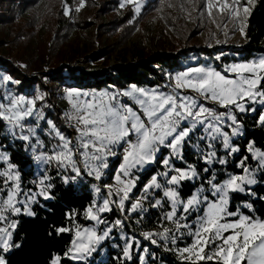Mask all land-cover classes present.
<instances>
[{
    "label": "rangeland",
    "instance_id": "1",
    "mask_svg": "<svg viewBox=\"0 0 264 264\" xmlns=\"http://www.w3.org/2000/svg\"><path fill=\"white\" fill-rule=\"evenodd\" d=\"M66 2L71 10L70 14H65V0H39L37 4L29 5V7L17 11L15 16L11 18L12 23H0V55L5 54L15 58L23 49L34 51L36 61L27 68V73L30 76L36 75L39 78H41L40 76L43 75L42 72L46 70L47 66L58 67L62 63H73L78 53L81 54V57L85 52L89 53L96 50L98 46L105 47L107 50H109L108 46H110L111 50L107 51L105 49V57L90 63V69H102L118 63L130 64L141 60L145 55L159 56L161 54V56L167 55L173 58H166L162 63H159V61L155 62V65L162 72L161 81L155 85L133 83L125 87L111 85L103 88H82L70 87L60 81H48L47 77H45L43 79V87L35 84L33 89L26 88L22 90L19 84L11 81L0 83V93L10 90L14 94L23 95L28 99H35L41 94L44 95V99H37L36 103V109L43 113L44 119L37 121L32 117L26 118L23 121L26 127L22 132L18 128L14 131L10 130L7 122H5L9 143L15 149H20L26 156L30 157L33 165L29 164L26 167H21L16 164L11 157L12 149L0 144V154L7 157L6 160H0V172L7 170L9 164L14 165V170L20 174L21 192L17 197L20 203L16 205L21 208V213L7 214L9 220L0 221V228L7 227L10 221H15L17 226L18 216L26 213L25 208L33 212V206L38 199L40 197L46 199L39 194L42 191L40 180L48 177L45 183L52 185L49 189L51 198V190L55 180H64L65 176L70 178L74 175L70 168H59L54 161L45 163L44 160L36 159L37 156L52 155L53 147L60 143L59 137L55 136L54 132H51L47 121H52L61 134L71 139L73 144L76 143V130L69 126L67 119L64 117L65 112L71 111V104L66 98V89L76 88L82 92L116 94L130 90L132 85H136L145 90L157 89L167 93L171 91L170 85L174 83V79H170V77L174 78L177 74L187 71L188 68L211 67L227 76L235 77L234 73L227 71L226 66L246 63L264 57V53L259 52L251 58H243L242 53L236 52L231 48L218 49L215 47L228 44L239 46L245 43V29L251 11L245 19L242 9L248 6L252 10L255 4L247 5L246 0H240L239 2L238 7L241 9L239 17L232 16L229 11L220 13L217 9H213L212 16H209L206 10V0H193L192 3H189V0H143L139 14L135 13L133 5H126L121 8L120 4L123 0H66ZM81 2L84 3V7L76 11ZM231 2L232 0H229V3ZM241 27H244V34L239 30ZM16 35L34 37L25 47L28 42H25L22 37L19 44L11 39V36ZM95 36H98L99 41L94 45L90 40ZM6 75L11 76L14 81H19L7 71L0 70V77ZM180 91L185 94L195 95L191 90ZM88 99H91V97H88ZM118 99L120 103L139 110V106L131 98L121 95L118 96ZM200 102L205 107L212 108L218 114L228 113L229 111L211 101L201 100ZM245 107L255 108V111L239 112L235 108L231 109L232 114L236 115L237 118V124L233 126L239 127V135L232 136L231 129L228 127L232 122L227 115L222 126V131L228 132L231 136L230 143L232 148L238 149V151L223 148L221 137L218 136L215 140L210 139L209 134L204 131V127L198 125L185 139L181 149V157L173 156L171 149L160 146L153 162L147 163L143 167L138 166L132 170L131 175L136 178V186L130 193V199L125 201L121 210L117 207L119 197L113 195L110 200L116 203H110L111 211L97 213L100 220L104 221L103 223H98L86 217L85 213L90 206L95 204L99 207L105 198H109L107 195L108 189L105 188V185L116 184L115 174L119 171V165L122 163L123 147L126 145L121 144L114 149L117 155L108 158V168L103 170L100 180H96L94 176L87 174V170L80 164L81 158L77 156V163L81 167L83 174L76 180L89 183L94 197L92 204L83 213L86 223L75 225L73 239H75V231L78 227L80 229L94 228L97 235H102L106 229L111 228L108 237L99 241L95 245V251L84 261H96V259H98V262L100 260L106 261L111 255L110 251H115L116 257L120 254L125 260H136L138 264H173L166 260V257L171 252L177 257V264H182L180 263L182 261L178 258L177 250L192 243V238L187 235V229H181V232L185 234L182 237L177 235L175 244H172L170 240L165 242L162 237L155 235L153 239L157 243L153 244L143 235L147 232H162L163 227H174L171 221L164 219L166 213L171 211L169 198L164 196V191L170 187H177L168 183L171 176L176 175V172L165 166L162 161L169 159L172 168L181 170L195 169L197 176L181 181L177 187L180 199L184 201L191 198L198 190H202L204 196L214 200L216 196L213 195L211 184H223L232 175H244V170L240 166L244 157H247V160L244 161V167L251 172L258 183V175L263 169L259 167V159L255 155V150L258 149L261 152H264V150L250 142L249 144L253 145L254 151L249 152L247 150V153H242L238 141L244 137L247 122L252 120L257 111H260L259 117L264 115V105L246 103ZM258 124L262 125L259 118ZM187 126V123L181 125V127ZM29 127L35 130V136H32L29 141H24L20 136L22 134L28 135L27 129ZM129 139L134 140L135 137L130 136ZM185 149L205 164L206 171L204 169V173H199L197 167L186 160ZM209 153H215L211 163L206 159ZM249 154L254 159L253 164L248 160ZM239 155H241V158L236 160ZM220 160H224L225 163L221 164ZM153 166H156V170L145 181L144 174ZM232 166H236L241 171H234L231 168ZM31 169L34 171L33 175L25 174ZM209 172L210 174H208ZM163 173H168V175L164 176L162 175ZM153 176L157 178V183L162 185V187L150 188L145 194V186L150 183ZM24 178L34 187L24 185ZM5 179L6 177L0 176V188L6 187L4 185ZM187 180L196 183V186L191 195L184 196L181 193V187L182 183ZM142 181L143 184L136 190ZM209 181H211V184ZM254 185H246L245 191L248 190V187ZM12 186L13 182L9 181L7 187ZM96 187L100 188V192L95 190ZM231 193H229L228 210L247 215L242 213L240 209L237 211L230 210ZM6 194L5 191L0 195L6 198ZM145 195L147 196L146 199L143 198ZM30 196L33 199L28 202ZM136 200L141 201L142 207L132 211L131 204ZM156 200L161 201L159 206H156ZM202 214L203 208L200 211L193 210L190 214H184L181 206L177 210L176 215H186V219L181 220V223H187L195 229V221ZM235 218L231 217L230 219ZM117 219L124 221L122 226L115 225ZM152 222L156 224L153 227L150 225ZM15 229H9L12 232L10 240L12 246ZM71 247L72 242L69 248ZM126 247H128L130 259L123 254ZM11 249L12 247L9 251ZM0 251V255L3 257L9 252ZM58 264H62L60 260Z\"/></svg>",
    "mask_w": 264,
    "mask_h": 264
},
{
    "label": "snow or ice",
    "instance_id": "2",
    "mask_svg": "<svg viewBox=\"0 0 264 264\" xmlns=\"http://www.w3.org/2000/svg\"><path fill=\"white\" fill-rule=\"evenodd\" d=\"M193 0H189L192 3ZM240 0H206V10L209 16H212L213 9L223 13L229 11L232 16L239 17L241 9L238 7ZM143 0H123L121 8L126 5H133L136 14L141 11ZM255 0H246L247 5H253ZM84 7V3L76 8L79 11ZM70 9L65 0V14H70ZM246 19L251 9L248 6L242 9ZM131 22V21H130ZM240 32L244 34V27ZM219 59V57H217ZM227 67V71L234 73L235 77L227 76L215 69L209 67L188 68L187 71L177 74L174 83L170 85V92H161L157 89L151 91L142 87L132 85L130 90L122 93L110 94L108 92L89 93L82 92L80 89L69 88L65 90L66 98L71 104V111L65 112L69 126L75 128L77 133L76 143L56 129L52 121H47L51 132L59 137L60 143L53 147L52 155L37 156V160H44L45 163L56 162L57 167L62 169H71L74 173L70 178L65 176L64 182L75 181L82 176L81 167L78 166L76 157L79 156L80 164L87 170V174L100 180L103 170L108 168L107 160L111 156H116L115 148L121 144L123 147L122 163L119 165V171L115 174L116 184L105 185L108 189V197L103 200L101 206L95 204L86 210V217L103 223L97 213L111 211L110 203L115 204L110 198L113 195L119 197L117 207L121 210L125 201L130 199V193L136 186V178L131 175L132 170L138 166L143 167L147 163L155 160L156 153L160 146L172 150V155L181 157V149L185 139L190 132L198 125L204 127V131L209 134V138L215 140L218 136L222 138V146L231 151H238L232 148L231 136L228 132L222 131L225 123V116L231 120L228 127L231 129L232 136L239 135V127L236 115L232 114L231 109L235 108L239 112L255 111V108H246L245 104L259 103L264 105V57L246 62L236 63ZM11 81L19 84L20 81H14L11 76L0 77V83ZM180 90H191L195 95H189ZM131 98L139 110L132 106L120 103L118 96ZM91 97V99H88ZM38 100H43L41 94L35 99H28L23 95H16L10 90L0 93V121L7 122L10 130L25 129L23 121L32 117L37 121L44 119L43 113L36 109ZM211 101L225 109L228 113H216L212 108L205 107L200 101ZM264 124V115L259 117ZM187 123V127H181ZM28 135H21L24 141H29L35 136V130L31 127L27 129ZM134 136L135 139H129ZM249 152L254 151L252 144L248 145ZM215 153H209L206 157L211 163ZM255 155L259 159L260 169H264V152L255 150ZM7 157L0 154V160H6ZM244 157L240 166L244 170V175H232L223 184H211L214 200L202 194L198 190L191 198L186 201L180 199L177 187L181 181L191 179L197 176L194 168L177 169L172 168L169 159H164L162 163L169 167L176 175H172L169 184L177 187H170L164 191V196L169 198L171 211L166 213L164 219L171 221L173 228L163 227L162 232H147L144 237L156 244L153 236H160L165 242L176 243L177 235L182 237L185 233L181 229H187V235L192 238V243L178 249V258L185 264H264V219L255 218L230 212L229 193L244 192L246 185L256 184L251 172L244 167ZM221 164L224 160L219 161ZM15 166L9 164L8 169L0 172V176L6 177L4 180L5 188H0V194L6 191V198L0 195V221H8L7 214H19L21 208L17 207V197L20 192V174L15 171ZM206 171V169H205ZM162 175L167 176L168 173ZM48 177L40 180L42 191L39 193L46 199L50 198L49 189L51 184H46ZM12 181L13 186L7 187L8 182ZM157 183V178L152 177L150 183L145 186V194L150 188H161ZM97 192L100 188L96 187ZM218 194V195H217ZM254 195V194H253ZM144 199L147 198L145 195ZM33 197L28 198L31 202ZM156 206L161 204L160 200L155 201ZM182 206L184 214H190L191 211H200L203 208V214L199 215L195 221L196 227L192 228L187 223H181L186 219V215L177 216V210ZM141 201L136 200L131 204V210L136 211L141 208ZM251 209L252 205H245ZM28 215H34L33 212L24 209ZM236 217L235 219H230ZM124 221L117 219L116 226H122ZM16 227L15 221H10L7 227L0 228V250L9 251L12 247L10 240L12 232ZM58 232L69 231L67 228H60ZM111 228L104 231L102 235H97L94 228L79 227L75 231V239L72 241V247L65 253L66 257L74 261L85 260L95 251V245L99 241L108 237ZM19 247V245H15ZM214 246V247H210ZM130 247V245H129ZM124 256L129 259L128 247L124 250ZM60 257H55L51 264H58ZM0 264H6L2 255H0Z\"/></svg>",
    "mask_w": 264,
    "mask_h": 264
},
{
    "label": "trees",
    "instance_id": "3",
    "mask_svg": "<svg viewBox=\"0 0 264 264\" xmlns=\"http://www.w3.org/2000/svg\"><path fill=\"white\" fill-rule=\"evenodd\" d=\"M38 1L0 0V23H12L11 18L15 16L17 11L29 7V5L37 4ZM21 37L25 42H28L25 45L26 47L34 36L16 35L11 36V39L19 44ZM245 38V43L239 46L228 44L215 47L218 49L231 48L236 52L242 53L243 58H251L259 52L264 53V0H256L252 7L247 19ZM90 41L95 45L99 41L98 36L92 37ZM108 47L109 50L98 46L96 50L89 53L85 52L81 57V54L78 53L73 63H62L58 67L47 66L46 70L42 72L41 78L36 75L30 76L27 73V68L36 61V57L34 51L24 49L15 58L1 54L0 70H5L18 79L20 81L19 87L22 90L26 88L33 89L35 84L43 87V79L45 77H47L48 81H60L70 87L82 88H103L111 85L125 87L133 83L155 85L161 81L162 75L155 62L159 61V63H162L166 58H173L167 55L161 56V54L159 56L145 55L141 60L130 64L118 63L102 69H90V63L105 57V49L107 51L111 50L110 46ZM259 115L260 111L258 110L252 120L247 122L244 137L238 141L242 153H247V146L250 142L264 150V124H258ZM0 144L12 149L11 157L16 164L21 167H26L29 164L33 165L30 157L26 156L20 149H15L9 143V136L6 135V123L4 121H0ZM185 157L189 163L197 167L199 173H204L205 164L187 149H185ZM239 158H241V155L237 156L236 160ZM248 160L251 164L254 163V159L250 154L248 155ZM231 168L236 172L241 171L236 166ZM155 170L156 166H153L147 171L144 174V180L149 179ZM33 173V169L25 172L27 175H33ZM142 184L143 181L139 183L136 190ZM24 185L34 187L31 183H28L26 178H24ZM195 186L196 183L189 180L184 181L181 193L184 196H189ZM51 194L52 197L50 199H43L42 197L38 199L33 206L34 215L22 213L18 216L12 249L4 255L6 264H51L55 256L60 257L62 264H138L136 260H125L120 254L116 257L115 251H110L111 255L106 261L100 260L99 262L98 259L96 261H74L66 257L65 253L74 238L75 225L86 223L83 213L92 204L94 194L90 184L87 182L76 180L65 183L61 179L55 180ZM247 204H251L252 208H246L245 205ZM229 208L231 211L240 209L242 213L254 219H264V169L258 175V183L254 186L248 187L245 192L231 193ZM150 225L153 227L156 224L152 222ZM60 228H67L69 231L58 232L57 230ZM17 244L19 247L15 246ZM176 259L177 257L171 252L166 257V260L173 264H177L178 260ZM180 263L185 264L184 261ZM206 264H213V262H206Z\"/></svg>",
    "mask_w": 264,
    "mask_h": 264
}]
</instances>
